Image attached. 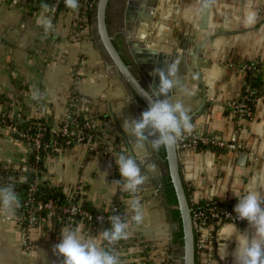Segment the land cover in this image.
<instances>
[{"label": "crops", "instance_id": "1", "mask_svg": "<svg viewBox=\"0 0 264 264\" xmlns=\"http://www.w3.org/2000/svg\"><path fill=\"white\" fill-rule=\"evenodd\" d=\"M150 2L152 5L140 7L134 1L126 17L124 1L109 0L107 23L114 45L137 74L143 70L153 76L154 68L178 59V79L183 88L173 95L172 102H182L189 112L198 111L191 133L224 140L235 138L243 145L240 151L202 144L180 151L179 169L187 196L215 199L230 208L238 203L236 195L249 191H259L264 198V0ZM80 11L81 8L78 12L67 9L52 17L53 30L45 36L38 23L41 15H48L42 7L31 0H0V113L18 122L43 118L56 125L72 91L92 99V114L108 113L124 133L126 141L117 130L121 152L131 156L128 144L141 158V172L146 179L137 195L143 223L131 224L129 194L122 190L123 181L121 186L113 183L120 180L114 156L90 155L84 147L72 146L58 156L45 158L43 176L63 188L81 182L85 200L96 209L107 208L121 198L123 220L130 222L128 239L117 253L121 264H164L166 260L173 264L178 249L173 245L171 232L168 241L163 239L168 227L172 231L169 210L159 189L155 191L163 176L161 164L155 151L148 145H138L124 126L125 120L136 119L135 113L140 117L144 111L134 108L127 86L109 67L92 17L82 25ZM134 13H140L137 25ZM250 14H255L251 24L247 23ZM127 20L134 21V25ZM126 24L128 36L124 37L121 31H126ZM138 46L155 50L157 55L137 53ZM194 51L198 53L192 59ZM148 56L154 57L155 62L148 63ZM135 57L141 60L140 65L133 61ZM245 63L259 67V100L254 103L251 118L238 116L230 107L242 94L246 74L240 66ZM34 89L42 93L40 101L31 99ZM27 154L24 141L0 125V165L18 168L26 163ZM1 180L2 176L0 183ZM18 218L17 214L9 217L0 212V264H62L63 258L54 247L65 228L78 229L84 240L100 244L99 228L71 219L57 223L46 217L30 230L32 245L26 251ZM253 231L247 221L220 223L210 264H236L239 235L251 238ZM134 238H141L146 244L142 248L135 246L131 243ZM197 264L202 262L198 260Z\"/></svg>", "mask_w": 264, "mask_h": 264}, {"label": "built area", "instance_id": "2", "mask_svg": "<svg viewBox=\"0 0 264 264\" xmlns=\"http://www.w3.org/2000/svg\"><path fill=\"white\" fill-rule=\"evenodd\" d=\"M96 0H81V4L84 9H93ZM64 4V0H52V11L48 15L52 18L55 17L62 10L59 9V5ZM65 5V4H64ZM82 10L84 14L85 10ZM81 14V13H80ZM82 25L86 22L85 15L81 16ZM241 70L246 74V80L244 82L242 94L237 102L230 103L232 112L238 114L240 117L251 118L253 106L256 101L259 100L257 95V87L254 81L258 79L259 67L254 63H245L240 66ZM93 100L85 97L76 91H72L66 103V109L62 115L60 121L56 125H51L50 129L52 134L48 136L44 141V132L39 126V123L34 124L35 132L33 134L26 131H20L19 139L24 141L28 152L37 153L41 150L50 149L56 153V156L62 154L67 148L72 146L84 147L90 155H103L114 156L122 153L120 150L119 133L109 116L104 114L102 117L94 115L91 112ZM82 115V124L78 128L69 129V121L73 116ZM18 121L11 118L9 115L0 113V125L5 127L11 132H18L16 125ZM189 139L182 141V146L186 148H196L200 144L208 145L215 149H230V150H242L243 145L236 141L235 138L224 140L220 137H209L205 135H196L194 133L188 134ZM63 137V140L59 141L56 138ZM188 141V142H187ZM36 160L39 156L35 154ZM32 166L23 164L18 168H12L5 165H0V169L4 172L0 174L2 176L1 185L14 183L21 181L25 177L26 173L32 169ZM44 174V173H43ZM43 174L41 179H45ZM38 179H34L29 182V186L26 190L25 200L23 205L25 206L24 213L18 215V220L22 235V244L25 250L31 248V242L29 240L30 230L36 226L42 224L46 217H52L57 223L64 219H71L75 221H81L89 226L99 228L101 231L110 227L108 218L112 215H119L124 219L125 209L122 206L121 198L117 199L107 208H101L95 210H89L82 202L85 200V189L81 182L74 183L69 187H62L64 193L65 202L63 205H57L51 199L41 200L35 198L34 194L37 189ZM159 189V184L155 191ZM191 221L194 232V244L197 261H201L202 264H210L214 259V245L216 242V228L220 223H238L244 222L240 220L237 214L234 212V208L226 207L215 199L198 200L194 197H188ZM45 212L42 217L41 212ZM7 218V217H6ZM102 218V219H101ZM108 225V227H106ZM124 240L119 241L112 250L114 254L118 256V250ZM131 243L135 246L142 248V244H146V241L141 238L132 239ZM106 246V245H104ZM176 260V259H174ZM177 261V260H176ZM173 264H179L178 262ZM196 261V264H197ZM172 264V261L166 260L164 264Z\"/></svg>", "mask_w": 264, "mask_h": 264}, {"label": "clouds", "instance_id": "3", "mask_svg": "<svg viewBox=\"0 0 264 264\" xmlns=\"http://www.w3.org/2000/svg\"><path fill=\"white\" fill-rule=\"evenodd\" d=\"M64 4L73 12L79 11V0H64ZM41 7L44 13L52 11L48 3H43ZM254 20L255 14H250L247 23L251 24ZM38 23L43 28L45 36L53 30L49 15H41ZM179 63L178 59L170 60L164 62L163 67L153 69L151 75L158 77V84L150 85L147 91L140 90L149 107L138 119L130 118L124 121L125 129L131 133L138 145H148L158 152L161 147L174 146L183 135L193 131L194 125L189 110L182 102L173 103L170 99L179 85ZM31 99L33 101L42 99L39 89L32 91ZM114 160L120 180H114L113 183L121 186L123 181L122 190L130 197L128 201L130 222L139 226L143 223L144 214L137 193L140 186L145 183L146 177L142 175L140 163L134 157L119 153ZM236 196L238 203L234 207V212L238 219L247 221L254 230L251 238L239 235L235 251L236 264H264V198L259 191H249ZM20 207V199L14 184L0 185V212L12 217ZM108 220L110 227L98 234L99 245L92 240H84L78 229H63L60 242L54 247L56 254L63 258L62 264H121L112 248L119 241L128 239L130 222L123 220L119 215H112Z\"/></svg>", "mask_w": 264, "mask_h": 264}, {"label": "water", "instance_id": "4", "mask_svg": "<svg viewBox=\"0 0 264 264\" xmlns=\"http://www.w3.org/2000/svg\"><path fill=\"white\" fill-rule=\"evenodd\" d=\"M125 3V16L128 17L131 9V4L134 3V1H137L140 4V7H144L147 3L151 0H123ZM108 3L109 0H96L94 3L93 11L94 14L92 16V24L93 28L95 29V34L98 39V44L100 47V50L104 55L107 57V62L110 68L114 70L116 75L121 79V81L127 86L129 96L132 100V103L134 104V108H142L143 111L147 110L149 107L147 99L141 94L140 90H148L149 86H155L158 84V77L150 76L146 74V71L142 70V74H137L134 70L132 65L126 63V61L123 58V54L120 50L116 48V46L113 43L114 35L110 33L107 23V10H108ZM153 7H151L152 9ZM135 18V25L139 24V21H137V15H140V13H134L133 14ZM151 14L147 15L150 17ZM128 23L130 22L132 25H134L132 22L127 20ZM126 21V22H127ZM125 30L121 31V33L124 35V37L128 36V26L125 25ZM126 43L130 44L129 39H126ZM144 47L138 46V48L135 49L137 53H149V55H157L155 50H149V49H143ZM198 51H194V55H191L190 57L192 59H195L197 56ZM148 55V54H147ZM159 55V54H158ZM148 56L147 62L154 63V57ZM194 56V57H193ZM133 61L135 63H141V60H139L137 57L133 58ZM143 62V61H142ZM136 68V67H134ZM146 79L144 78V76ZM183 85L181 82H179V85L177 88L173 91V93L170 96V99L172 101L173 95L177 92L178 89H182ZM197 110L190 111V115L192 120L194 119V116L197 115ZM113 116V114L111 113ZM136 119H138V114L135 113ZM117 127V130L121 132V135L123 139L126 141V137L122 130L119 128L118 124L114 123ZM190 136L185 134L183 135L174 146L170 148H164L163 147V155L159 152L155 151V156L162 161L163 164H161V174L163 176H169L171 185L174 190V195L176 198V205L174 206L178 212L180 217V226L182 230V243L179 245L178 243L175 244V248L179 249V254L173 255V257L177 260L179 264H196L197 257L195 253V244H194V232L192 227V221H191V212H190V206L188 201V196L186 194L185 186L180 174L179 169V152L184 150L185 147L182 146V141H185L186 139H189ZM128 150L131 153V156L137 159L138 163L141 161V158L138 159L136 155L133 153V151L130 149V146L127 144ZM149 150V149H148ZM150 151V150H149ZM160 181V179H158ZM179 228L178 222L172 223V231H177Z\"/></svg>", "mask_w": 264, "mask_h": 264}, {"label": "trees", "instance_id": "5", "mask_svg": "<svg viewBox=\"0 0 264 264\" xmlns=\"http://www.w3.org/2000/svg\"><path fill=\"white\" fill-rule=\"evenodd\" d=\"M31 1L34 2V4H36V6L38 7L39 6L41 7L43 3H48L49 6H51L52 4V0H31ZM79 3H80V0H79ZM80 6H81L80 15L81 16L85 15V18H86L85 22L89 23L91 20V17L94 14L93 9H90V8L87 10L85 9L84 14H83L82 13L83 8H82L81 3H80ZM59 9L64 11V10H67L68 8H66L64 4L60 3ZM257 83H258V80L256 79L254 81V84L257 85ZM105 115L109 116L108 113ZM102 116L104 115H99V117H102ZM82 120H83L82 115L73 116L72 119L69 121V129L71 130V129L80 127L82 124ZM36 123H39V126H41V129L44 132L43 140L46 141L48 136L52 134V131L48 124L49 122H47L43 118L27 119V120H23L22 122L21 121L18 122V124L16 125L18 132L17 133L14 132V135L19 138L18 134L20 131H26L28 133L33 134L35 132L34 124ZM56 139L61 141L63 140V137H57ZM116 140H118V138H116ZM158 152L163 155V152H164L163 147H161ZM35 154L39 156V159L36 160ZM27 155L28 156H27L26 164L27 166L29 167L32 166L33 168L30 169L28 173H26L25 177H23L21 181H16L12 183L14 184L15 191L18 194L20 203H21V207L16 211V214L20 215L24 213L25 206L23 205V203L25 200L27 187L29 186L28 183L33 181L34 179L39 180V183L37 184L36 192L34 194L35 198L41 199L43 201L47 199H51L52 201L57 203V205L59 206L66 203L64 199V193L62 191V187L53 185L48 180L40 178L41 175L46 170L45 165H44L45 158L49 156H56V153L52 152L50 149H47V150L38 151L37 153L28 152ZM0 172L3 173L4 170L0 169ZM158 184H159V196L162 199L163 204L166 205L169 210V221L171 223L178 222V225H179V228L177 231H171V240L173 243H178L179 245H181L182 230L180 226V217H179L178 210L174 207L176 205V198L174 195V190L171 185L169 176L167 175L162 176ZM186 194H187V191H186ZM82 205H84L89 210H92V211L95 210L94 207L86 200L82 202ZM44 214H45L44 211L41 212L42 217H44ZM106 227H108V225H106Z\"/></svg>", "mask_w": 264, "mask_h": 264}, {"label": "rangeland", "instance_id": "6", "mask_svg": "<svg viewBox=\"0 0 264 264\" xmlns=\"http://www.w3.org/2000/svg\"><path fill=\"white\" fill-rule=\"evenodd\" d=\"M169 232H171V228H170V230H169V227L167 228V235L166 236H164V238L163 239H166V241H168L167 239L169 238ZM162 239V238H161ZM171 251V250H170ZM179 252H180V250L178 249L177 251H176V253L177 254H179Z\"/></svg>", "mask_w": 264, "mask_h": 264}, {"label": "flooded vegetation", "instance_id": "7", "mask_svg": "<svg viewBox=\"0 0 264 264\" xmlns=\"http://www.w3.org/2000/svg\"><path fill=\"white\" fill-rule=\"evenodd\" d=\"M160 154H161V153H160ZM155 161H156V160H155ZM157 161H159V162H158L159 165H160V164H163L162 161H160L159 159H157Z\"/></svg>", "mask_w": 264, "mask_h": 264}]
</instances>
